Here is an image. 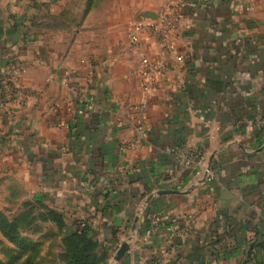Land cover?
I'll return each instance as SVG.
<instances>
[{
    "label": "crops",
    "instance_id": "1",
    "mask_svg": "<svg viewBox=\"0 0 264 264\" xmlns=\"http://www.w3.org/2000/svg\"><path fill=\"white\" fill-rule=\"evenodd\" d=\"M165 7L171 53L141 35L170 65L149 96L129 31ZM143 102L148 138L124 149ZM21 165L108 264H264V0H0V179Z\"/></svg>",
    "mask_w": 264,
    "mask_h": 264
},
{
    "label": "built area",
    "instance_id": "2",
    "mask_svg": "<svg viewBox=\"0 0 264 264\" xmlns=\"http://www.w3.org/2000/svg\"><path fill=\"white\" fill-rule=\"evenodd\" d=\"M157 22L139 23L134 25L130 31L131 49L136 52L139 51L141 44V35L148 31L156 34L159 42L162 46V54L167 57L173 49V40L170 34L178 28L179 16L174 14L171 8L165 7L162 10ZM141 63L138 72V76L141 83L142 92L146 95H153L156 91L157 85L162 78L169 72L170 65L167 61H160L148 54H140ZM24 74L19 68H15L9 72V74L3 78L2 84L5 88V93L11 98H18L22 101L27 99V94L24 92ZM72 89L79 94L75 86ZM85 101V99H82ZM148 104L146 102L135 106V111L139 114L138 121L132 126L133 137L124 143V149H133L141 145L148 138V130L145 126L146 110ZM203 160V150L201 148H190L185 154L183 163L193 172H196ZM215 178V175L210 169L206 171V180L211 183Z\"/></svg>",
    "mask_w": 264,
    "mask_h": 264
},
{
    "label": "rangeland",
    "instance_id": "3",
    "mask_svg": "<svg viewBox=\"0 0 264 264\" xmlns=\"http://www.w3.org/2000/svg\"><path fill=\"white\" fill-rule=\"evenodd\" d=\"M130 38V37H129ZM131 44V42H130ZM130 47V46H129ZM138 53H145L139 46ZM146 54V53H145ZM15 169V170H14ZM25 170L22 165L10 168L8 175L0 179V211L9 219L16 218L22 212L28 210L27 203L30 197H36V188L29 184L30 178H26ZM31 181V180H30ZM38 214L39 211H35ZM33 214V213H32ZM69 223V222H68ZM25 224L33 227L31 231L28 228H22L23 238L44 245L42 251L36 249L32 251L30 247L21 248L13 244L7 237L0 233V264H67L69 262L62 254L64 252L59 248L60 236H56V225L51 221L32 220ZM68 229V227L66 228ZM70 233V230H66ZM111 264H115L112 262Z\"/></svg>",
    "mask_w": 264,
    "mask_h": 264
},
{
    "label": "trees",
    "instance_id": "4",
    "mask_svg": "<svg viewBox=\"0 0 264 264\" xmlns=\"http://www.w3.org/2000/svg\"><path fill=\"white\" fill-rule=\"evenodd\" d=\"M41 198L36 196L34 201L27 203L28 210L22 212L16 218L9 219L4 213L0 211V233L7 237L13 244L21 247L42 251L44 245L35 242V244L30 240L23 238L22 228H28V224L32 220L51 221L56 225V236H60L61 239L59 248L60 251L64 252V256L69 262L67 264H108V251L100 248L98 241H96L89 232L88 226L81 228L77 231H72L66 233L67 221L65 215L60 211L53 209L43 203H41ZM39 211L36 214L35 211ZM33 213V214H32ZM33 227H29V231ZM58 230V231H57Z\"/></svg>",
    "mask_w": 264,
    "mask_h": 264
},
{
    "label": "water",
    "instance_id": "5",
    "mask_svg": "<svg viewBox=\"0 0 264 264\" xmlns=\"http://www.w3.org/2000/svg\"><path fill=\"white\" fill-rule=\"evenodd\" d=\"M125 252V246L122 248L120 255H122Z\"/></svg>",
    "mask_w": 264,
    "mask_h": 264
}]
</instances>
